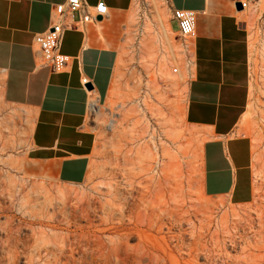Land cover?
I'll use <instances>...</instances> for the list:
<instances>
[{
	"label": "rangeland",
	"instance_id": "374dc122",
	"mask_svg": "<svg viewBox=\"0 0 264 264\" xmlns=\"http://www.w3.org/2000/svg\"><path fill=\"white\" fill-rule=\"evenodd\" d=\"M137 1L139 12L130 27L132 34L123 45L125 68L119 65L115 68L106 101L96 103L97 113L89 111L88 114L87 122L97 142L85 183H59L42 173L40 164L27 159L32 118L21 107L5 102L0 84V228H4L10 218L14 220L13 224L21 225L16 264H26L25 259L33 252L36 256L41 248L40 252L44 247L50 249L54 242L67 234V230L75 237L81 235L69 224L84 227L89 219L100 228H104L102 224L109 220L114 225L120 224L118 229L97 236L105 243L123 239L126 252L120 255L122 258L126 255L131 261L143 252L142 243H145L157 245L161 248L159 254L166 251L183 264L188 260L187 246L197 232L205 237L203 242L210 260L207 264H251L248 254L252 252L254 243L258 248L253 253L260 255L261 259L258 258L254 264H264V232L259 230L257 217L260 211L263 212L264 204L262 39L258 36L254 43L250 41L249 116L247 124L239 125L238 132L256 146L253 155L256 160L252 165L253 202L232 205L224 199L208 198L203 192L200 184L202 141L183 117L188 77L184 73L173 86H167L161 77L157 81L155 58L148 57L142 44V39L147 37L145 25L152 23L154 29L157 27L155 7L150 0ZM256 3L257 0L250 8H256ZM258 5L261 12L256 28L261 31L264 0ZM157 6L169 24L171 13L167 1L159 0ZM128 14L120 29L118 52L126 37ZM171 26L173 31L177 30L176 23ZM174 38L175 35L171 36L173 42ZM7 193L14 196L13 206L6 200ZM138 195L144 196L145 203L139 202ZM124 199L128 200L129 211L121 217L115 213L109 218L105 210L123 207ZM136 203L141 205L140 208L135 206ZM188 210L192 215L189 222L181 221L167 230L171 227H168L170 221L167 218L170 212L184 216L183 212ZM140 212L145 213L142 214L144 218ZM174 237L182 239V248ZM3 238V231H0V240ZM41 238L46 244L48 242L47 246L38 243ZM229 238L234 239V244L229 243ZM43 254L38 262L36 257L34 264H42L43 261L46 264ZM0 259L2 264L9 263V257L1 248ZM203 259H199V264L206 263Z\"/></svg>",
	"mask_w": 264,
	"mask_h": 264
},
{
	"label": "crops",
	"instance_id": "0c3cea01",
	"mask_svg": "<svg viewBox=\"0 0 264 264\" xmlns=\"http://www.w3.org/2000/svg\"><path fill=\"white\" fill-rule=\"evenodd\" d=\"M100 1L109 18L81 31H66L60 54L70 57L71 63L66 72L54 73L40 64L33 39L49 29L53 5L66 0H0L3 98L32 118L27 159L40 164L42 173L67 185L87 180L97 142L87 122L89 104L91 99L100 104L108 97L122 47L118 52L120 29L134 0H85L89 6ZM166 1L170 12L196 13L183 117L202 141L203 192L232 205L251 204L252 143L238 135L251 95L248 13H239L234 0ZM260 1L256 3L257 16ZM173 22L170 20L169 26L176 33ZM84 78L91 93L81 85Z\"/></svg>",
	"mask_w": 264,
	"mask_h": 264
},
{
	"label": "bare ground",
	"instance_id": "6f19581e",
	"mask_svg": "<svg viewBox=\"0 0 264 264\" xmlns=\"http://www.w3.org/2000/svg\"><path fill=\"white\" fill-rule=\"evenodd\" d=\"M150 1L152 2V4L155 7V12H156L155 23H156L157 27L154 29L152 27V25H153L152 23L150 25H148L149 23L145 25V32L147 34L146 35L147 37H144L146 39H142V44H143V47L145 46L144 48L147 49L148 57L150 59L155 58L156 71L154 70V72L157 76V81L161 77L162 81L167 86H173L175 83H177V80L182 78L183 71L181 70V68H179V70H180L179 74L174 75L173 74L174 68H172L170 66L173 65L174 63L177 66H179L182 62L183 55L180 53V50H179L177 44L175 42H173L171 39V36H173L175 34L171 31L170 26L168 24V21L165 19V17H163V15L161 14V11L159 10V8L157 6V1H159V0H150ZM137 2H139V1H137V0L133 1V5H132L131 10L129 12V17H128L127 23L125 25V32L124 33H125L126 37L123 38L124 40H123V44L121 47V52H120L119 60H118V64H117V66L119 65L118 67L123 66L125 68L126 61H124V59L122 57L125 54L123 45L126 43L127 39H129L128 38L129 35L132 34L130 27L133 26L134 21H136V18H137L138 12H139L138 11L139 4ZM250 9H249V11L246 12V13H248L247 14L248 17L245 18V23L247 24L248 29L250 31L251 41L254 43V41L258 38V36H260L262 39L261 41H262V46H263V51H264V20H263V24H262L263 29L261 31H260V29L257 30L256 22L259 19L260 14H258V16H257V14L255 15L256 8H253L251 10ZM186 89L187 88H185V91H186ZM94 106H97V104ZM97 108L91 109V111H94V113H97ZM248 116H249V111L243 116V118L240 122V125H242L244 123L247 124ZM251 147H252V154L254 155L256 153V146H251ZM253 160H256V157H253ZM1 195L3 196V194H1ZM6 196H7L6 200H8L10 202V206H13V199H14L13 194L7 193ZM128 196H129V194H128ZM131 196H132V194H131ZM4 197H5V194H4ZM139 197H140V199H138L139 202L140 203H141V201L144 202V199H143L144 196L141 195ZM127 201H128L127 199L123 200L122 204H124V205H123V207L121 205L120 206L121 208H116V209L107 208L105 210L107 216L109 218H111V217H113V215L115 213H118L121 217L122 214L128 210V204H127L128 202ZM136 204L137 205H135V206L140 208L139 207L140 204L139 205H138V203H136ZM129 209H131V208H129ZM134 211H135V209H134ZM134 211H132V213H134ZM83 212L85 213V211H83ZM142 214H145V213L142 212ZM142 214L140 212V215H142ZM183 214H184V216L176 213L175 211L170 212L167 215V218L170 221L168 227H170V226L171 227L167 230H171L172 226L173 227L177 226V224H180L181 221L189 222L190 220H188V218L192 217V215H190V211L189 210L185 211V212H183ZM144 216L145 215H142L143 218H144ZM86 217L88 218V216H85V218ZM120 217H119V221L121 223ZM257 217H258V223H259V230L264 232V222H262V219L264 218L263 212L260 211V213L257 215ZM122 219H123V217H122ZM13 221L14 220L12 218H10V220L7 219V223H6L7 225H5L4 228H2V227L0 228V231H3V234H4V238L2 240H0V248L9 257V263H7V264H16L18 261V257L16 256L17 255L16 253H18L16 251V246L20 242V235H21L22 229H21L20 223L18 225L13 224ZM122 221H124V220H122ZM113 223H115V222H113ZM122 224H123V222H122ZM102 225L104 226V228H100V226L94 225L92 223V221H90V219L87 221V225L84 227H80V226L78 227L75 224L74 225L69 224V227L72 226L76 230V232H79L81 235L75 237L72 235V232L67 230V234L64 237H62L61 239H58L59 241H57V242H54V243L52 242L53 244H52L50 249L47 247H44L42 252L44 253L43 255H45V257H46L45 263L46 264H145L147 262L146 264H182L181 260L177 259L176 257H174L172 255L167 254V252L164 250H163L164 252H162V255L159 254V251H161V248H159L155 244L150 245V244L142 243L143 252H141L139 255H137L135 257V259H133L132 261L130 259H128V257L125 254L124 255H125L126 259H125V257L122 258L121 253L126 252V249H125L126 245L124 244L125 242L123 241V239H119L117 241L111 240V241H108V243H105V242H103V240L101 238H99L97 236L98 234H100L102 232H110L113 229H118L121 225L120 224L114 225V224H112V222L110 220L106 221ZM109 225H114V226L111 228H108L107 226H109ZM164 227H166V226H164ZM203 235L200 233H197V232L194 233V235L192 237L191 244H189V246H187V254L186 255H187L188 260L184 261L183 264H199L198 261L200 258L205 259V260L203 259L204 261H206V263L204 262V264H207L208 261H210L208 259L209 258L208 248L206 247V243L203 242L205 239V237ZM174 238H175L176 244L179 245V248H182L184 246L182 239L178 238V237H174ZM233 240L234 239L229 238L228 241H229V243L234 244L235 241L233 242ZM38 243L41 244L42 246L43 245L47 246V244H48V242L46 244V242L44 241L43 238L39 239ZM254 244L255 245L252 248V252L248 254V260L251 264H254L256 261H258V258L260 257V255L253 253V250L258 248L256 246V243H254ZM262 245H264V244H262ZM39 249H40V247H39ZM41 250H42V248H41ZM41 250H39V251L36 250L37 251L36 256L34 255V252H33L31 256L27 257L25 259L26 264H34V261H36V260H37L36 262H38V258L41 256V253H42V252H40ZM36 257H37V259H36ZM1 259H2V257H1ZM43 263H44V261H43ZM0 264H2V263L0 262Z\"/></svg>",
	"mask_w": 264,
	"mask_h": 264
},
{
	"label": "built area",
	"instance_id": "2783aa9c",
	"mask_svg": "<svg viewBox=\"0 0 264 264\" xmlns=\"http://www.w3.org/2000/svg\"><path fill=\"white\" fill-rule=\"evenodd\" d=\"M256 0H234V5L239 4L241 11L246 13L254 5ZM236 8V7H235ZM170 11V10H169ZM171 20L176 23L177 31L174 42L183 55L179 66L173 64V74L178 75L181 68L186 73L188 80L192 65L193 41L196 38V13L187 10H172ZM101 18L98 21V18ZM109 18V11L100 1L95 6H89L85 0H66L65 3L53 5L51 23L47 31L34 36L33 44L39 54L40 64L48 67L54 73H64L68 70L71 58L60 54V47L66 31L84 30L87 25H97ZM188 83V82H187ZM90 84L84 78L81 85L84 89ZM89 93H91L89 91ZM96 101H91L89 111L97 108ZM99 106V105H98Z\"/></svg>",
	"mask_w": 264,
	"mask_h": 264
},
{
	"label": "water",
	"instance_id": "95a60500",
	"mask_svg": "<svg viewBox=\"0 0 264 264\" xmlns=\"http://www.w3.org/2000/svg\"><path fill=\"white\" fill-rule=\"evenodd\" d=\"M235 7H236L237 11H241V6L239 4H236ZM100 20H101V18L99 17L98 21H100ZM86 88L88 89V91H91V86L90 85H87Z\"/></svg>",
	"mask_w": 264,
	"mask_h": 264
}]
</instances>
